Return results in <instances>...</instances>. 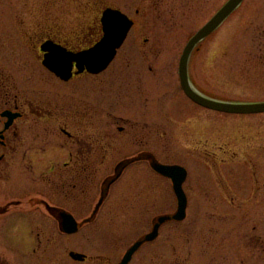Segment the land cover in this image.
Returning a JSON list of instances; mask_svg holds the SVG:
<instances>
[{
	"label": "rangeland",
	"instance_id": "rangeland-1",
	"mask_svg": "<svg viewBox=\"0 0 264 264\" xmlns=\"http://www.w3.org/2000/svg\"><path fill=\"white\" fill-rule=\"evenodd\" d=\"M228 1L0 0V21L10 24L12 16L24 14L29 37L38 30L77 33L109 8L136 23L109 74L124 70L131 89L142 93L138 100L135 96V105L152 107V119L146 121L150 127L139 125L141 148L151 151L161 165L183 167L189 175L184 184L186 220L164 225L159 238L143 246L131 264H264V114L201 108L184 95L179 77L188 42ZM143 64L152 65V77L146 73L132 82L128 67ZM189 77L208 98L264 103V0H245L196 47ZM121 147L126 148L115 144L110 157H120ZM45 168L36 167L35 177ZM92 168V209L81 211L76 205L73 216L79 224L91 218L104 183L115 175L112 165ZM177 210L171 180L147 164L135 165L112 186L93 222L73 236H58L54 230L59 241L52 253L58 264H76L71 252L88 256L87 264H120L131 247L153 231L157 218ZM42 231L49 233L47 228ZM21 240L13 241L18 245H13L18 247L12 252L16 259L28 252L32 239Z\"/></svg>",
	"mask_w": 264,
	"mask_h": 264
},
{
	"label": "flooded vegetation",
	"instance_id": "flooded-vegetation-1",
	"mask_svg": "<svg viewBox=\"0 0 264 264\" xmlns=\"http://www.w3.org/2000/svg\"><path fill=\"white\" fill-rule=\"evenodd\" d=\"M23 15L12 16L10 24L0 21V264H58L54 230L73 236L62 231V214L73 215L76 205L92 209V167L115 166L102 188L106 199L135 165L152 170V152L141 148L139 130L150 127L152 107L135 105L142 93L131 89L124 70L109 74L136 23L107 68L94 71L81 56L104 40L103 13L77 33L38 30L32 37ZM129 68L132 82L152 77V65ZM147 91L152 94V81ZM117 143L126 148L112 158ZM36 167H46L38 177ZM30 236L28 252L16 259L13 241ZM72 260L87 264L89 257Z\"/></svg>",
	"mask_w": 264,
	"mask_h": 264
},
{
	"label": "water",
	"instance_id": "water-1",
	"mask_svg": "<svg viewBox=\"0 0 264 264\" xmlns=\"http://www.w3.org/2000/svg\"><path fill=\"white\" fill-rule=\"evenodd\" d=\"M245 0H230L216 15L205 25L187 44L180 60L179 76L180 82L185 95L197 105L208 110L234 114V115H255L264 114V103L261 104H237L217 101L198 93L192 86L189 77V63L191 56L196 47L215 33L224 22L242 5ZM106 36L98 47L89 53L83 54L81 57L89 63V69L98 71L113 61L117 50L122 47L129 31L133 26V22L128 19L120 11L108 9L104 12V21ZM103 53L102 56L98 55ZM153 169L160 175L170 179L174 186V191L178 199V210L175 215L159 217L156 220L153 232L141 241L137 242L126 254L121 264H129L135 253L146 243L153 242L159 237L160 228L172 221L182 222L187 217L188 199L184 192L183 185L188 178L186 169L180 166L161 165L157 161H152ZM106 199V195L102 197L95 213L97 215L101 205ZM93 217V218H94ZM62 219L67 222L62 230L67 234H75L79 231L80 226L75 219L66 213L62 214ZM93 220V219H92ZM91 220V221H92ZM71 257L77 261L84 260L82 255L71 254Z\"/></svg>",
	"mask_w": 264,
	"mask_h": 264
},
{
	"label": "snow or ice",
	"instance_id": "snow-or-ice-1",
	"mask_svg": "<svg viewBox=\"0 0 264 264\" xmlns=\"http://www.w3.org/2000/svg\"><path fill=\"white\" fill-rule=\"evenodd\" d=\"M57 55V53H53V56L55 57ZM98 55H100V56H102L103 55V53H99Z\"/></svg>",
	"mask_w": 264,
	"mask_h": 264
}]
</instances>
